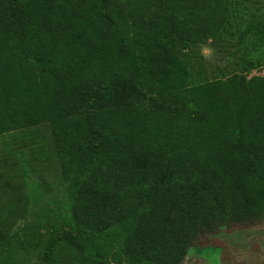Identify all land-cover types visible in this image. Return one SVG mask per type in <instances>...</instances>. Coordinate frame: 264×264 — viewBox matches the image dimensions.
Wrapping results in <instances>:
<instances>
[{"label":"trees","instance_id":"16d2710c","mask_svg":"<svg viewBox=\"0 0 264 264\" xmlns=\"http://www.w3.org/2000/svg\"><path fill=\"white\" fill-rule=\"evenodd\" d=\"M249 1L0 0V136L47 124L66 185L44 263L65 248L79 264H184L199 238L264 222L246 84L264 14L239 17ZM209 39L234 41L242 72L210 79Z\"/></svg>","mask_w":264,"mask_h":264},{"label":"rangeland","instance_id":"374dc122","mask_svg":"<svg viewBox=\"0 0 264 264\" xmlns=\"http://www.w3.org/2000/svg\"><path fill=\"white\" fill-rule=\"evenodd\" d=\"M241 10L247 15L239 17L264 14V0H250ZM225 45L229 48L209 39L199 47L210 79L244 69L246 57L243 62L238 45ZM257 57L259 64L246 73V84L264 147V55ZM67 202L47 124L0 136V264H46L41 253L47 228L66 223ZM74 254L57 249V264H79ZM184 264H264V222L231 225L199 238Z\"/></svg>","mask_w":264,"mask_h":264}]
</instances>
